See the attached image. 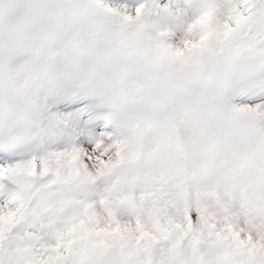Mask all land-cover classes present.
<instances>
[{"label":"snow or ice","instance_id":"6c2138e0","mask_svg":"<svg viewBox=\"0 0 264 264\" xmlns=\"http://www.w3.org/2000/svg\"><path fill=\"white\" fill-rule=\"evenodd\" d=\"M64 2L0 0V38L6 25L61 22L76 12ZM120 11L170 69L169 105L122 141L0 168V264H122L134 247L197 248L205 237L219 264H264V98L226 123L204 106L222 57H264V0H169L165 26L147 23L144 8ZM63 40L53 32L45 43Z\"/></svg>","mask_w":264,"mask_h":264},{"label":"rangeland","instance_id":"374dc122","mask_svg":"<svg viewBox=\"0 0 264 264\" xmlns=\"http://www.w3.org/2000/svg\"><path fill=\"white\" fill-rule=\"evenodd\" d=\"M47 7L54 0H26ZM90 11L91 34L96 48L106 52L128 49L135 30L113 12L131 13L144 8L147 23L165 26L163 9L169 0H76ZM161 10L160 17L150 14ZM67 29L58 23L36 22L25 29L6 25L0 38V84L9 81L27 99L30 134L27 142L12 143L0 133V168L19 166L34 157L56 159L63 155L96 150L100 144L122 141L128 134L129 117L121 100L110 90L102 68L87 52L64 42L46 44L53 32ZM176 39V37H173ZM40 52V54H38ZM264 98V57L244 51L232 52L217 62L213 85L204 106L219 123L246 112L254 113L245 101ZM165 96L148 114L165 110ZM259 107V106H258Z\"/></svg>","mask_w":264,"mask_h":264},{"label":"clouds","instance_id":"9594fccd","mask_svg":"<svg viewBox=\"0 0 264 264\" xmlns=\"http://www.w3.org/2000/svg\"><path fill=\"white\" fill-rule=\"evenodd\" d=\"M52 6L69 7L64 0H54ZM73 7L76 12H69L59 22L67 29L62 33L63 42L87 52L102 68L109 79L111 94L121 100L127 110L129 134L166 96L170 69L140 47L135 39L128 49L118 52L97 49L96 38L91 34L89 7L78 2ZM0 133L12 143L27 142L30 134L27 99L7 80L0 84ZM120 260L122 264H219L221 253L205 237L197 248L189 243L134 247L122 254Z\"/></svg>","mask_w":264,"mask_h":264}]
</instances>
